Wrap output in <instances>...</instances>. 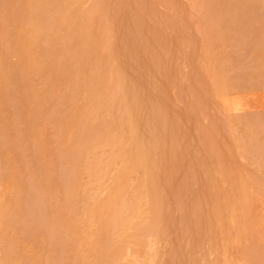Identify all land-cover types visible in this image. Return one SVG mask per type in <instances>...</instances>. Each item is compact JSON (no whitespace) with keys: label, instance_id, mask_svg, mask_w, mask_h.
Here are the masks:
<instances>
[{"label":"rangeland","instance_id":"374dc122","mask_svg":"<svg viewBox=\"0 0 264 264\" xmlns=\"http://www.w3.org/2000/svg\"><path fill=\"white\" fill-rule=\"evenodd\" d=\"M70 1L0 0V264H264V0Z\"/></svg>","mask_w":264,"mask_h":264},{"label":"bare ground","instance_id":"6f19581e","mask_svg":"<svg viewBox=\"0 0 264 264\" xmlns=\"http://www.w3.org/2000/svg\"><path fill=\"white\" fill-rule=\"evenodd\" d=\"M81 1V0H80ZM84 1V0H83ZM73 2V1H72ZM96 2V1H95ZM99 2V1H98ZM77 3H78V1H77ZM40 4V3H39ZM49 4V3H48ZM97 4V3H96ZM100 4V3H99ZM33 5V4H32ZM36 6V5H35ZM54 6V5H53ZM75 6V5H74ZM73 6V7H74ZM29 7V6H28ZM31 7H33V6H31ZM34 8V7H33ZM35 9H37L38 10V8H35ZM34 9V10H35ZM50 9V8H49ZM70 9H72V7H71V1L70 0H61V2L59 3V7H56L55 9H54V12L56 13V14H58V16H56L55 15V17H58L57 18V23L59 24V25H66V23H67V19H68V16H67V12H70ZM80 9V8H79ZM96 11V10H95ZM94 11V12H95ZM36 12V11H35ZM91 12V11H90ZM15 13V12H14ZM37 13H39V12H37ZM51 13V12H50ZM53 13V12H52ZM72 13V12H71ZM38 15V14H37ZM54 15V14H53ZM71 15V14H70ZM17 16V15H16ZM46 16V15H45ZM51 16V15H50ZM75 16V15H74ZM86 17V16H85ZM90 17V16H89ZM40 18V17H39ZM95 18V17H94ZM24 19V18H23ZM100 19V18H99ZM50 21V20H49ZM55 21V20H54ZM70 21V20H69ZM92 21V20H91ZM99 21V20H98ZM25 22V21H24ZM15 23V22H14ZM22 23V22H21ZM34 23V22H33ZM47 23H49V22H47ZM18 24V23H17ZM95 24V23H94ZM24 25V24H23ZM68 25V24H67ZM78 25H80V24H78ZM77 25V26H78ZM30 26V25H29ZM32 26H34L33 24H32ZM58 27V26H57ZM72 26L70 25V28H71ZM40 28V27H39ZM54 28V27H53ZM98 28V27H97ZM103 28V27H102ZM55 30V29H54ZM59 30H60V28H59ZM40 31V30H39ZM63 31H64V29H63ZM85 31V30H84ZM19 32V31H18ZM97 33V32H96ZM100 33V32H99ZM98 34V33H97ZM49 35V34H48ZM61 35V34H60ZM28 36H29V34H28ZM52 36V35H51ZM56 36V35H55ZM59 36V35H58ZM44 37H45V35H44ZM64 37H66V36H64ZM68 37V36H67ZM82 37H84V36H82ZM28 38V37H27ZM30 38V37H29ZM48 38V37H47ZM53 38V37H52ZM62 38V37H61ZM22 39V38H21ZM56 39H58V38H56ZM93 39V38H92ZM25 40V39H24ZM28 40V39H27ZM26 40V41H27ZM47 40V39H46ZM54 40H55V38H54ZM68 40H70V39H68ZM86 40V39H85ZM25 41V42H26ZM37 41V40H36ZM53 41V40H52ZM59 41V40H58ZM57 41V42H58ZM71 41V40H70ZM78 41V40H77ZM30 42V41H29ZM28 42V43H29ZM68 42V41H67ZM22 43V42H21ZM65 43V42H64ZM69 43V42H68ZM67 43V44H68ZM73 43V42H72ZM83 43H85V42H83ZM37 44V43H36ZM21 45V44H20ZM20 45H18L19 47H20ZM68 45H70V44H68ZM1 46V45H0ZM31 45H29V47H30ZM53 46V45H52ZM57 46V45H56ZM56 46H54V47H56ZM63 46V45H62ZM67 46V45H66ZM84 47H86L85 45H83ZM26 47V46H25ZM34 47V46H33ZM76 47V46H75ZM36 49H37V47H35ZM53 48V47H52ZM21 49V48H20ZM24 49V48H23ZM23 49H22V51H23ZM30 49V51L32 50V46H31V48H29ZM58 49V48H57ZM69 49V48H68ZM25 50V49H24ZM40 50V49H39ZM20 52H21V50H19ZM18 51V52H19ZM37 51V50H36ZM35 51V52H36ZM55 51V50H54ZM61 51V50H60ZM64 51V50H63ZM80 51V50H79ZM53 52V51H52ZM1 53V52H0ZM43 53V52H42ZM65 53V52H64ZM77 53H78V51H77ZM51 54H53V53H51ZM69 54V53H68ZM21 55V54H20ZM32 55V54H31ZM42 56H43V54H42ZM69 56V55H68ZM87 56V55H86ZM82 57V56H81ZM26 58V57H25ZM51 58H52V55H51ZM22 60V59H21ZM45 60V59H44ZM52 60V59H51ZM98 60V59H97ZM31 62V61H30ZM44 62V61H43ZM86 62V61H85ZM89 62V61H88ZM22 63V62H21ZM77 63L78 62H76V66H77ZM5 64H7V62L5 63ZM50 64V63H49ZM81 64H83V63H81ZM85 64V63H84ZM33 65V64H32ZM46 65V64H45ZM26 66V65H25ZM38 66V65H37ZM70 66V65H69ZM90 68V67H89ZM46 69V68H45ZM70 69H71V67H70ZM47 70V69H46ZM8 71V70H7ZM29 71V70H28ZM35 71H36V69H35ZM55 71V70H54ZM33 72V71H32ZM51 72V71H50ZM39 73V72H38ZM28 74H30V73H28ZM52 74V73H51ZM68 74V73H67ZM34 75V74H33ZM66 75V74H65ZM72 75V74H71ZM90 76V75H89ZM70 77V76H69ZM52 78H54V77H52ZM89 78V77H88ZM27 81V80H26ZM71 81V80H70ZM91 81V80H90ZM119 81V80H118ZM55 82V81H54ZM83 82V81H82ZM46 83V82H45ZM72 83V82H71ZM116 83V82H115ZM121 83V82H120ZM107 84V83H106ZM117 84V83H116ZM116 84H115V86H116ZM53 85V84H52ZM26 86V85H25ZM56 86V85H55ZM93 86V85H92ZM114 86V87H115ZM36 87V86H35ZM66 87V86H65ZM118 87V86H117ZM116 87V88H117ZM88 88H89V86H88ZM72 89V88H71ZM118 89V88H117ZM38 90V89H37ZM40 90V89H39ZM65 90V89H64ZM63 90V91H64ZM67 90V89H66ZM230 90V89H229ZM33 91V90H32ZM49 91V90H48ZM65 92V91H64ZM85 92V91H84ZM118 92V91H117ZM34 94H35V92H34ZM40 94V93H39ZM38 94V95H39ZM65 94V93H64ZM88 94V93H87ZM118 95H119V93H118ZM46 96V95H45ZM69 97V96H68ZM86 97V96H85ZM124 97H126L125 95H124ZM39 98V96L37 97V94L36 95H34V97H33V99L35 100V99H38ZM112 98H113V96H112ZM64 99V98H63ZM110 99V98H109ZM123 99V98H122ZM88 100V99H87ZM120 100V99H119ZM97 101H100V100H97ZM123 101V100H122ZM104 103V102H103ZM120 102H118V104H119ZM101 104V103H100ZM99 104V105H100ZM107 104H108V102H107ZM113 104V103H112ZM98 106V105H97ZM102 106H103V104H102ZM121 106V105H120ZM31 107V106H30ZM94 107V106H93ZM29 107H27V109H28ZM32 108H33V106H32ZM96 109L98 108V107H95ZM109 108V107H108ZM102 112V111H101ZM105 112V111H104ZM30 114V113H29ZM96 114V113H95ZM3 116V115H2ZM101 116V115H100ZM91 117V116H90ZM93 117V116H92ZM76 118V117H75ZM95 118V117H94ZM80 120V119H79ZM31 122H32V120H30ZM79 122V121H78ZM92 122V121H91ZM34 123V122H33ZM31 124V123H30ZM29 124V125H30ZM92 124V123H91ZM34 126V125H33ZM32 126V127H33ZM41 126V125H40ZM28 127V126H27ZM44 127V126H43ZM5 130V129H4ZM33 130V129H32ZM44 130V129H43ZM45 131V130H44ZM258 132V131H257ZM33 133V132H32ZM45 134V133H44ZM249 134V133H248ZM31 135V134H30ZM3 136V135H2ZM34 136V135H33ZM41 138V137H40ZM44 138V137H43ZM29 139V138H28ZM106 139V138H105ZM34 140V139H33ZM71 140H73V139H71ZM111 140V139H110ZM92 142V141H91ZM95 142V141H94ZM36 143V142H35ZM63 143V142H62ZM44 144V143H43ZM79 145V144H78ZM63 146H64V144H63ZM70 146V145H69ZM81 146V145H80ZM42 147V146H41ZM79 147V146H78ZM116 147V146H115ZM80 148V147H79ZM81 151V150H80ZM42 152V151H41ZM46 153H47V151H46ZM10 154V153H9ZM121 155V154H120ZM1 156V155H0ZM5 156V155H4ZM80 156V155H79ZM92 156H94V155H92ZM42 157V156H41ZM4 158V157H3ZM7 158V157H6ZM116 158V157H115ZM11 159V158H10ZM94 159V158H93ZM96 159V158H95ZM111 159H112V157H111ZM1 160V159H0ZM110 160V159H109ZM113 160V159H112ZM8 161V160H7ZM105 161V160H104ZM116 161V160H115ZM9 162V161H8ZM105 162H107V161H105ZM87 163V162H86ZM92 163V162H91ZM109 163V162H108ZM112 163H113V161H112ZM46 165V164H45ZM75 165V164H74ZM90 165V164H89ZM98 165V164H97ZM80 166V165H79ZM85 166V165H84ZM108 166H111V165H108ZM73 167H75V166H73ZM93 167V166H92ZM95 167V166H94ZM79 168V167H78ZM87 168V167H86ZM99 168H100V166H99ZM89 169V168H88ZM104 169V168H103ZM75 170V169H74ZM85 170V169H84ZM47 171V170H46ZM96 171V170H95ZM101 171V170H100ZM108 171V170H107ZM93 172V171H92ZM98 172V171H97ZM79 173V172H78ZM110 172H108V174H109ZM107 174V173H106ZM52 175V174H51ZM85 175V174H84ZM92 175V174H91ZM75 177V176H74ZM77 177V176H76ZM47 178V177H46ZM83 178H86V176L84 177L83 176ZM92 177H90V179H91ZM76 179H78V178H76ZM84 180H86V179H84ZM103 180V179H102ZM123 180V179H122ZM120 181V180H119ZM75 182V181H74ZM87 183V182H86ZM73 184V183H72ZM75 184V183H74ZM96 184V183H95ZM106 184V183H105ZM52 185V184H51ZM101 185V184H100ZM45 186V185H44ZM74 186V185H73ZM83 186V185H82ZM82 186H81V188H82ZM46 187V186H45ZM53 187V186H52ZM90 187V186H89ZM100 187V186H99ZM73 189H74V187H72ZM83 188H85V187H83ZM86 188H88V187H86ZM93 188V187H92ZM95 188V187H94ZM45 189V188H44ZM53 189V188H52ZM96 189V188H95ZM94 189V190H95ZM46 190V189H45ZM50 190V189H49ZM88 190V189H87ZM93 190V191H94ZM106 190V189H105ZM83 191V190H82ZM71 192H73L72 190H71ZM85 192V191H84ZM83 192V193H84ZM52 193V192H51ZM79 193H80V191H79ZM83 193H80L81 194V196H83L82 194ZM50 194V193H49ZM79 194V195H80ZM91 194V193H90ZM84 195H86L85 193H84ZM81 196H80V198H81ZM158 196V195H157ZM79 197V196H78ZM87 198V197H86ZM84 199H85V197H84ZM114 199H115V197H114ZM113 200V198L111 197V199L109 200L110 202ZM80 201V200H79ZM92 202V201H91ZM108 202V201H107ZM112 203H114L113 201H112ZM111 203V204H112ZM132 205V204H131ZM160 205V204H159ZM12 206V205H11ZM97 206V205H96ZM114 207V206H113ZM118 207V206H117ZM111 208V207H110ZM108 209H109V207H108ZM131 210V209H130ZM112 211V210H111ZM159 211V210H158ZM63 212V211H62ZM117 212V211H116ZM100 213H101V211H100ZM127 214H128V212H127ZM100 215V214H99ZM107 216V215H106ZM113 216V215H112ZM129 220V219H128ZM108 222H107V224L104 226V228L107 226V232H108V228H109V230L111 229V227H112V225L113 224H116L118 221H119V219H111V218H108V220H107ZM124 221V220H123ZM127 221V220H126ZM115 222V223H114ZM103 223H104V220H103ZM102 223V224H103ZM76 224V223H75ZM126 224V223H125ZM83 226V225H82ZM114 226V225H113ZM73 229H76V228H73ZM103 229V228H102ZM78 230V229H77ZM82 230V229H81ZM73 231V230H72ZM82 231H84V230H82ZM75 233H77V232H75ZM79 233V232H78ZM74 234V233H73ZM82 234V233H81ZM84 234V233H83ZM86 234V233H85ZM85 234H84V236H85ZM83 236V235H82ZM77 237H79V236H77ZM72 238V237H71ZM83 238V237H82ZM75 239V238H74ZM73 239V240H74ZM76 241V240H75Z\"/></svg>","mask_w":264,"mask_h":264}]
</instances>
